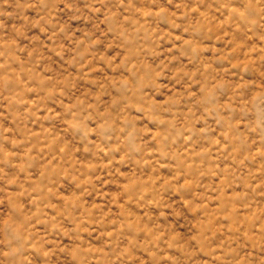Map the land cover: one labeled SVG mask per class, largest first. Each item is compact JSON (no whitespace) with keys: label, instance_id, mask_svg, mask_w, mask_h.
I'll return each instance as SVG.
<instances>
[{"label":"clouds","instance_id":"obj_1","mask_svg":"<svg viewBox=\"0 0 264 264\" xmlns=\"http://www.w3.org/2000/svg\"><path fill=\"white\" fill-rule=\"evenodd\" d=\"M0 264H264V0H0Z\"/></svg>","mask_w":264,"mask_h":264}]
</instances>
